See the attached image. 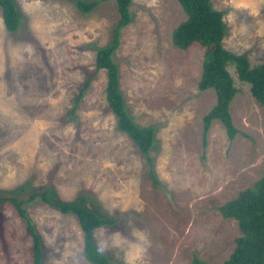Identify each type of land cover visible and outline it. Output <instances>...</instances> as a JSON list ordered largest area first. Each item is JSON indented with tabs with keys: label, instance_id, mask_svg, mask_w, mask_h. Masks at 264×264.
Wrapping results in <instances>:
<instances>
[{
	"label": "rangeland",
	"instance_id": "obj_1",
	"mask_svg": "<svg viewBox=\"0 0 264 264\" xmlns=\"http://www.w3.org/2000/svg\"><path fill=\"white\" fill-rule=\"evenodd\" d=\"M14 1L17 31L5 27L0 8V194L87 197L90 209L116 219L95 232L112 264H190L196 255L222 264L241 230L219 207L264 175V107L250 84L229 66L239 133L230 139L214 119L204 144L203 117L216 103L214 89L198 86L205 47L173 44L186 19L177 0H132L133 20L121 28L113 58L130 115L156 128L151 165L118 128L107 71L96 66V48L112 42L120 18L116 1L89 13L76 0ZM212 5L224 12V47L252 67L264 63V0ZM25 207L46 264H92L76 216L39 198ZM0 264H34L27 223L8 200L0 207Z\"/></svg>",
	"mask_w": 264,
	"mask_h": 264
},
{
	"label": "trees",
	"instance_id": "obj_2",
	"mask_svg": "<svg viewBox=\"0 0 264 264\" xmlns=\"http://www.w3.org/2000/svg\"><path fill=\"white\" fill-rule=\"evenodd\" d=\"M102 1L76 0L80 11L89 13ZM120 18L115 26L112 42L96 48V66L107 71L106 99L113 113L118 118V128L131 137L137 147L152 165L149 152L155 145L154 126L142 127L130 115L125 97L120 90V72L113 58L120 45V30L133 20L132 0H115ZM186 14V19L179 23L172 32L173 44L180 49H188L193 43L205 47L203 71L198 86L200 90L214 89L216 103L203 117V143L206 144L212 121L218 119L224 125L227 135L234 139L239 133L233 122L230 110L231 102L239 91L229 66L234 64L238 77L250 84V91L264 107V63L252 67L243 54L225 48L222 41L227 32L224 12L215 9L212 0H177ZM0 8L5 27L15 32L20 26V14L14 0H0ZM88 82L80 89L74 108L82 99ZM244 134V133H243ZM246 135V134H244ZM247 136V135H246ZM158 182V181H157ZM57 208L61 213L77 217L84 236V256L92 264H112L111 260L98 247L96 230L104 225H112L116 219L103 217L90 209L87 197L73 200H56L48 190L33 191L28 198L0 194V207L5 200L10 201L18 214L26 221L28 232L32 236L34 264H46L43 261L42 240L27 214L25 204L36 199ZM225 218L238 221L241 235L236 238V245L229 257L222 264H264V175L252 187L242 190L235 198L219 207ZM190 264H209L198 257H193Z\"/></svg>",
	"mask_w": 264,
	"mask_h": 264
}]
</instances>
